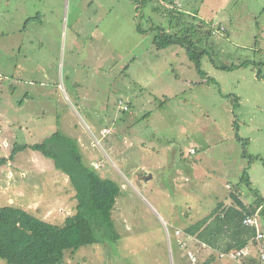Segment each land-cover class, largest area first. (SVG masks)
<instances>
[{"label":"rangeland","instance_id":"374dc122","mask_svg":"<svg viewBox=\"0 0 264 264\" xmlns=\"http://www.w3.org/2000/svg\"><path fill=\"white\" fill-rule=\"evenodd\" d=\"M144 1L0 0V46L17 36L21 50L15 77L0 66V157L59 131L121 187L118 239L67 251L63 264H197L212 250L185 229L233 203L228 184L250 203L248 173L264 197V0ZM169 7L182 24L195 14L226 29L210 37L205 74L183 47L156 48L151 25L177 31ZM76 203L68 177L40 152L26 148L0 165V206L61 224ZM225 263L238 264L215 261Z\"/></svg>","mask_w":264,"mask_h":264},{"label":"trees","instance_id":"16d2710c","mask_svg":"<svg viewBox=\"0 0 264 264\" xmlns=\"http://www.w3.org/2000/svg\"><path fill=\"white\" fill-rule=\"evenodd\" d=\"M156 1L158 4V0ZM142 3L145 4V1ZM167 13L169 22L173 25L170 27H176L177 31L171 34L165 27L151 25L149 29L156 31L153 38L156 48L164 49L172 45L183 47L196 69L205 74L200 64L203 57H210V51L213 49V40H210V37L218 31L225 32L226 29L218 24L215 27L218 29L216 32L212 27L214 21L205 22L195 14H191V21L182 24L180 20L186 19L177 7H169ZM174 20L176 23L172 24ZM198 20L202 21L200 23L207 27V30L199 27ZM137 29L144 31L139 24ZM234 67L235 65L219 66L220 69ZM256 74L258 77L262 75L260 70H257ZM235 137L241 141L237 132ZM243 142L248 141L243 139ZM26 148L52 159L54 166L68 177L75 190V212L67 216L61 224H54L21 207L0 206V259L7 264H63L67 251L75 252L83 246L105 242L107 239L116 241L118 234L114 229L112 211L116 199L121 194V187L115 181L102 178L97 170L85 164L78 141L55 131L41 142L14 145L9 157H0V165L7 163L16 153ZM247 157L251 161L257 158L251 157L250 154ZM241 180L246 182L255 195L250 204L243 202L238 186L234 185L230 192L232 205L219 203L210 214L185 229L187 234L212 250L204 261H198L197 264H215L219 252L243 248L255 235L253 228L242 224L246 215H252L259 209V214L264 220V197L256 188L251 187L248 173H244ZM245 262L259 264L258 258L253 256Z\"/></svg>","mask_w":264,"mask_h":264},{"label":"built area","instance_id":"2783aa9c","mask_svg":"<svg viewBox=\"0 0 264 264\" xmlns=\"http://www.w3.org/2000/svg\"><path fill=\"white\" fill-rule=\"evenodd\" d=\"M124 108L128 109V106L126 105ZM242 224L253 228L255 230V235L249 239L248 243L243 248L228 252H219V258L228 259L240 264H246V259L253 256L258 258L259 264H264V220L260 217L259 212H255L252 215H246L242 220ZM177 233H179V231H177ZM181 243L182 241L178 244L180 245ZM188 255L192 262L197 261V258L193 253L188 252Z\"/></svg>","mask_w":264,"mask_h":264},{"label":"crops","instance_id":"0c3cea01","mask_svg":"<svg viewBox=\"0 0 264 264\" xmlns=\"http://www.w3.org/2000/svg\"><path fill=\"white\" fill-rule=\"evenodd\" d=\"M4 42H5V40L3 39L2 40V42H1V46H0V66H1V68L2 69H5V68H7L8 69V75H9V77H15L16 76V73H15V71L17 70V66L16 65H14V61L16 60V57L15 56H17V54H20V52H21V50H20V48H19V41H17V36H16V40H15V42L16 43H14L12 46H10L9 44L8 45H5L4 44ZM10 47H11V50H10ZM9 50H10V52H12V55L11 56H7V52H9ZM4 56V58H1V57H3ZM18 59V58H17ZM7 64V65H6ZM12 70V71H11ZM13 70H14V72H13ZM13 72V74H11ZM5 75H7V74H5ZM257 75V74H256ZM1 78H2V76H1ZM127 106H128V104H126ZM0 123H1V121H0ZM104 129V128H103ZM235 139H236V137H235ZM237 140V139H236ZM250 143V140H248V142H247V144H249ZM244 155V154H243ZM243 155L241 154V156L243 157ZM250 156L251 157H253V155L252 154H250ZM255 156H259V154H255ZM244 158V157H243ZM245 158H246V156H245ZM253 161H256V159L255 160H253ZM253 161H249V164L247 165V168L250 170V167H251V164L253 163ZM189 173H190V169H189ZM250 179H251V176H250ZM251 182H252V180H251ZM252 184H253V182H252ZM228 186H229V197H230V192H231V190L232 189H234L233 187H234V184H228ZM238 189V191H239V193H240V195H241V191L239 190V188H237ZM231 198V197H230ZM252 201H253V199H252ZM251 201V202H252ZM223 201H221V202H219V203H222ZM243 202L245 203V204H250V203H246L244 200H243ZM218 203V204H219ZM217 204V205H218ZM223 204L225 205V206H230V205H232V204H230V203H228L227 205L223 202ZM200 205V204H199ZM217 205L216 206H214L212 209H210L209 210V212L206 214V215H208V214H210L211 213V211H213L216 207H217ZM256 212H259V209L256 211ZM189 236V235H188ZM204 245V244H203ZM205 246V245H204ZM198 260H199V258H198ZM226 264V263H225Z\"/></svg>","mask_w":264,"mask_h":264},{"label":"water","instance_id":"95a60500","mask_svg":"<svg viewBox=\"0 0 264 264\" xmlns=\"http://www.w3.org/2000/svg\"><path fill=\"white\" fill-rule=\"evenodd\" d=\"M150 178V177H149Z\"/></svg>","mask_w":264,"mask_h":264}]
</instances>
